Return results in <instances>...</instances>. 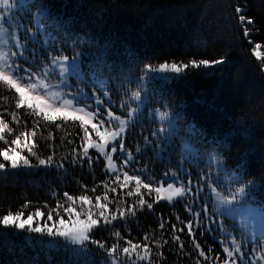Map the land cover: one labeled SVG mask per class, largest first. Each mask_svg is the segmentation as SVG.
<instances>
[{"label": "trees", "instance_id": "16d2710c", "mask_svg": "<svg viewBox=\"0 0 264 264\" xmlns=\"http://www.w3.org/2000/svg\"><path fill=\"white\" fill-rule=\"evenodd\" d=\"M27 3L46 7L44 23L53 34L50 42L55 48L51 54L57 55L62 51L68 57L81 56L93 73L106 76L112 100L124 97L131 103V92L138 89L134 85L141 82L148 64L157 65L165 61L187 63L192 59L211 61L223 57V64L196 69L189 67L171 82L155 80L149 84L147 104L155 111L170 113L177 123L171 142L161 153H168L170 158H158L156 143L150 139L154 132L155 114L151 121L146 117L147 126L142 125L141 117L131 122L125 134V147L134 156L129 164L132 166L136 162L127 172L157 178L169 171L166 168L176 169L184 154L179 144L187 140L198 148L201 145L203 149V154L197 158L190 155V159H194L191 165L183 159L192 181L198 179L194 178L197 165H201L200 170H206L203 166L206 164L204 154L214 152L224 166L222 172L225 171L224 175L229 177L228 183L236 187L244 186L249 198L264 208V72L260 70L262 61L252 54L254 46L260 44L259 51L264 57V0H27ZM237 7L242 9L240 14L254 22L244 25L251 29L247 38L236 12ZM38 11V7H32L30 10L25 8L23 13L29 15ZM169 48L173 50L167 51ZM4 92L5 88L0 86V116L15 132L31 129L33 117L26 115L23 108L15 109V101L5 99ZM12 111H17L20 116L19 125L12 122L9 114ZM58 123L61 124L59 128L41 124L35 143L36 151L42 158L55 153L54 158L64 164L63 168L54 164L11 169L8 162L0 157V163L6 164V171L0 172V217L9 210L15 213L28 203L24 217L40 208L45 213L44 217H40L44 222L48 212L44 205L54 208L57 200H65L64 193L88 195L93 204L97 196L105 193L102 182L110 177L97 154L89 151L93 157L91 166L87 159L82 163L72 161V149L79 150L81 145L79 124L71 121ZM48 131L52 132L53 139H42L47 137ZM15 132L12 136L4 135L10 141ZM69 140L73 143L69 144ZM49 144L52 148L48 147ZM9 147L15 148V145L0 141V149ZM21 154L28 156L26 150ZM142 156L149 163L144 173ZM29 159L33 165L37 164L34 157ZM109 187L117 189L115 193L107 192L109 199L118 202L123 195L126 203L122 207L135 203L137 197L127 196L129 189H121L115 183H110ZM202 189L199 201L187 197L174 201L172 205L154 203L151 211L144 207L137 211L135 217L102 225L94 230L93 238L103 240L107 246L112 243L126 246L123 240L118 241L113 236V231H119L124 239L141 244L147 233L152 240L160 238L161 243L168 241L160 249L149 241L153 253H163V258L152 257L153 264H196L197 260L201 264H209L198 255L187 228L175 233L184 243L183 252L179 243L172 241V225L179 229L189 219L194 224L203 220L201 209L204 205H207L209 217L217 218L206 189ZM141 192L145 200L153 201L145 195L144 189ZM186 204H190L195 212H201V217H193L187 212ZM84 207L88 208V205ZM116 207V202L110 204L109 211H114ZM76 208L79 209V202ZM60 212L64 218L63 209ZM178 216L183 223L177 221ZM56 220L53 213V220L48 222ZM162 221L167 223L160 229ZM205 223L216 231L205 230L201 236ZM205 223L195 229V239L206 254L211 248L213 257L219 254L225 258L221 247L225 236L219 232V224L214 228L211 219L205 220ZM40 239L49 240L46 237L33 240L26 232L0 226V264H110L107 254L95 245L87 246L86 255H75L62 244L47 247L36 242ZM213 264L220 262L214 260Z\"/></svg>", "mask_w": 264, "mask_h": 264}, {"label": "snow or ice", "instance_id": "6c2138e0", "mask_svg": "<svg viewBox=\"0 0 264 264\" xmlns=\"http://www.w3.org/2000/svg\"><path fill=\"white\" fill-rule=\"evenodd\" d=\"M32 7H38L39 11L35 15L34 23L39 30L42 27V19L47 16L46 7L44 5H30L27 0H0V86L6 88L9 91H14L16 94L15 109H25V114L33 117V124L31 129L25 131H18L9 126L8 122H5L2 116H0V141H3L6 145H15V148L9 147L7 149H0V157L3 161L8 162V167L11 169H18L21 167H34L44 166L49 167L57 165L59 168H63L64 164L56 161L55 153L48 155L46 158H42L36 151L37 144L35 143V137L40 132V125H55V127H61L58 121H62L67 124L71 121L73 124L79 123V127L82 133L80 137L81 145L79 150L73 148L71 152L72 161L83 162L87 159L88 165L91 166L93 157L90 155L89 150L95 149L97 153L104 158L105 171L109 174L110 179L105 180L102 183L105 187V193L103 196H97L96 203L93 204L91 198L88 195L72 196L68 193H64L65 200L63 202L57 200L54 208H49L47 204L44 205L48 208L47 219L43 223L36 220L38 217H44L45 213L37 208L35 211H31L24 217V210L29 207L28 203H25L23 207L13 213L11 210L6 215L0 217V226L3 228H12L17 232H27L32 236L33 240L36 237H48L49 240L45 241L40 239L36 242L43 244L47 247H55L59 241L64 242V246L67 250L72 251L73 254L79 255L81 253L87 254V246L95 245L97 248L103 250L109 258L110 264H153L152 257L159 256L163 258L162 252L153 253V248L150 247L149 241L156 249H160L164 244H167V240L157 238L152 240L150 235L145 233L143 240L144 243H134L131 239H124L119 231H113V236L119 241L123 240L124 245L120 243H112L111 246H107L103 240H97L93 238L94 230L100 228L102 225H112L114 221L126 220L129 216L135 217L138 210H143L147 207L149 211L152 210L154 203L160 200H166L172 203L176 198L194 197L198 195V192L194 191L195 186L192 183L191 178L188 180V186H185L176 178V172L165 173V180L157 183L153 177L142 176L141 174H129L125 169L129 163L134 160V156L130 151H126L124 144V134L126 133L130 122L135 114L141 110V107L148 102L147 96L142 97L140 89L133 90L130 95V100L135 103V107L132 106L127 100L121 103V108L127 105V118H123L121 115L115 114L110 108H104L103 112L106 115L101 116V108L99 107L104 103L101 99L96 98V109L93 110L92 106L87 103V97H84L82 101L80 96L83 93L77 95H71L61 90L60 86L67 85L69 71L71 74H76V59L78 54L72 57L71 63H69V57L63 53L53 55L48 54L47 59L51 64H45L42 69L36 71L32 70V63L28 61L25 52L28 51L26 42H22V38L17 35L19 29L23 26L18 20H16L15 13L22 9H31ZM237 14H239V20L242 24L244 36L247 38L250 35L251 29L244 25L253 24V20L246 18L240 14L242 9L237 7ZM32 23V21H29ZM26 33L25 41L31 39L35 43V34L31 33L30 28H24ZM251 43V40H249ZM260 44H256L252 49V54L258 61H262L261 71L264 72V57H262L259 49ZM23 61V63H21ZM225 63L223 57L216 60H189L185 62L177 61H165L158 65L148 64L144 68L146 74H152L148 76L149 79H167L169 76H179L185 72V69L191 67L193 69L200 67H210L213 65H220ZM24 64H28L25 67ZM59 72V83L52 84L50 77ZM145 77H141L143 80ZM95 95V93H93ZM104 95L107 96L108 92L105 91ZM7 99V98H5ZM158 117L161 121L168 118L166 111L160 112L157 110ZM12 118V122L17 125L21 123L20 116L17 111L9 113ZM169 126L172 124L169 122ZM91 131H90V130ZM47 130V129H45ZM15 132L14 138L10 141L4 135L7 133L12 136ZM165 128L161 127L158 132L152 133L153 137L159 134H163ZM95 134L94 139L92 134ZM171 134V133H170ZM23 137V140L21 139ZM42 139L51 140L53 134L48 131L47 137ZM147 141V137L145 138ZM69 144L73 141L69 140ZM118 145V146H117ZM52 148V145H48ZM19 149V150H17ZM27 151L28 156H24L21 153ZM119 150L122 155V160L119 164L114 161L113 156ZM140 151L139 147L136 149ZM29 157H34L37 161L36 165L30 162ZM162 158V157H158ZM64 159V157H61ZM6 171V164L0 163V172ZM121 176L123 179L121 180ZM201 180L205 177L201 176ZM134 182V187L130 188V185ZM110 183L117 184L121 189H129L127 196L137 197L134 204L124 205L123 195L120 196L119 201L109 199L107 192L111 191L115 193L117 189L115 187H109ZM215 181L209 180L207 187L212 193L219 195L217 189L213 187ZM166 184V186H165ZM141 189H145L147 194L151 197L155 194V199L152 202H148L144 198V193ZM203 189L201 188L200 191ZM96 191L95 188L92 189ZM246 195V188L244 186L238 187L235 192L230 196H223L220 199L222 205L228 206L224 208L221 215H226L232 209L230 206L241 203L240 198ZM55 196V193H53ZM101 201H104L103 203ZM79 202V211H77L76 205ZM116 202L117 207L114 211H109V205ZM87 204L88 208L85 209L84 205ZM67 205V206H65ZM60 209H63V213L69 217L70 227H57V224H64L65 221L61 215ZM185 209L193 217H201V212H195L190 204L185 205ZM203 213V220L197 221L195 224L192 219H189L187 223H183L181 218L176 217L178 222L183 223V227L177 228L175 224L172 225V241L179 243L180 250L183 252L184 243L180 237L175 233L177 231L183 232L184 228L188 230V236L192 237V244L195 247L198 255L203 257L209 264H213V261H219L220 264H264V237L260 241H254L252 243L253 256L245 258L244 248L241 242L235 237H231L228 243L224 240H229L230 234L224 237L221 241L222 251L225 258H221L219 254L215 257L211 255L212 249H208V253L201 248V245L195 239V229L200 227L201 223H205V220L210 221L207 205H204L201 209ZM53 213L56 214L57 220L49 226L48 221L53 220ZM75 215V219L73 216ZM35 223V226H33ZM167 221H162L159 225L160 229L165 227ZM205 230L216 231V229H210L208 224L205 223V227L201 229L200 235L205 234ZM219 232H225V229L221 227ZM58 238V239H57ZM29 241H26L28 243ZM75 246V247H68ZM107 264V262H106ZM196 264H201L200 260L196 261Z\"/></svg>", "mask_w": 264, "mask_h": 264}, {"label": "rangeland", "instance_id": "374dc122", "mask_svg": "<svg viewBox=\"0 0 264 264\" xmlns=\"http://www.w3.org/2000/svg\"><path fill=\"white\" fill-rule=\"evenodd\" d=\"M25 9L20 10L19 12L15 13L16 20L20 22V24L23 26L21 29L18 30L17 35H19L22 38V42H26V47L28 48V51L25 52V56H27L28 61L32 63V70L36 71L38 69H42L45 64L50 65V60L47 59L48 54L53 52L55 48L53 47L54 44L50 42V39L53 37V34H51L50 29L46 28V24L44 23V18L42 19V27L38 30L34 23V18L37 13H23ZM29 21H32V23H29ZM24 28H30L31 33L35 34V43L31 41V39H28L25 41L26 33L24 31ZM59 49V46H56ZM173 50L172 48L167 49V51ZM60 51V50H59ZM62 53V51H60ZM64 53V52H63ZM72 57H69V63H71ZM23 63V61H21ZM76 74H71V70L69 71L68 75V82L67 85H61L60 88L63 92L69 93L71 95H77L79 93H83V95L80 96V99L83 101L84 97L86 96L87 103L92 106V109L95 110L97 105L95 104V99L99 98L102 103L99 107L101 108V116L106 115V113L103 112L104 108H110L112 109L115 114L121 115L123 118H127V105H125L124 108H121V103L125 101V98H118L117 100H112V96L110 94V90L107 86L108 80L106 79V76L100 77L99 74L93 73L92 70H90L85 64L86 62L83 60L81 56H77L76 59ZM25 67H28V64H24ZM152 74H146L143 72L142 76L145 77L143 80L141 79V82L136 83L134 85L135 87H138V89H142V97L146 96V93L148 92L147 88L149 87L150 83H153L155 80H161L164 82H171L178 78V76H169L167 79L157 78V79H149L147 78ZM60 77L59 72L57 70L56 73H54L50 77V82L52 84L59 83ZM107 91L108 95L105 96L104 92ZM6 94L5 98L8 100H14L16 99V94L14 91H9L5 88ZM95 93V95H93ZM123 95H125L123 93ZM148 98V97H147ZM133 107H135V103L131 101ZM155 114L154 119L152 118V115ZM168 118L164 121H161L158 117L157 111L153 109L152 106L148 105L147 103L144 104L141 107V110L138 111L135 116L133 117L131 122H134L135 119H142V125L147 126L146 122L144 121L146 117H148V121L152 120L154 121V131L158 132V130L161 127L165 128V132L163 134H159L156 137H153V135H150V139L154 140L156 143V147L158 148L157 154L159 157H164L167 160L170 158L168 153H165L162 155L161 153L167 149L166 144L170 143L173 137V134L176 132L177 123L175 122V118L173 115L168 113ZM130 122V124H131ZM169 122H171L172 126H169ZM78 123V122H77ZM79 124V123H78ZM129 124V125H130ZM90 130V129H89ZM91 131V130H90ZM127 133V131H126ZM125 133V134H126ZM171 133V134H170ZM124 134V138H125ZM93 138L98 139L95 137V134L93 133ZM146 143L149 141H145ZM118 146V145H117ZM126 151L127 147H125ZM179 149L183 150L184 154L181 157V164H178V166L175 168H166L169 171H166L168 173L176 172V178L182 182L185 186H188V180H189V174L187 172L186 161H183L185 158L187 161H189V164L191 165L192 162H194V159H190V155L193 157H199V155L203 154V151L201 152L202 147L199 145V148L194 145L190 141H181L179 144ZM89 151L94 152L98 155V157L103 161L104 170H105V161L102 156H100L99 153L95 151V149H90ZM206 161V164L203 165L206 167V170H200L201 165L196 166V174L194 175V178L198 177V179H194L192 181L193 185L195 186L194 191L198 192L197 196L192 197L193 200L199 201L201 198V195L203 194L202 191H200L201 188H205L207 191V196L210 200V203L212 207L214 208L215 215L217 216L216 219L211 218V221L213 222L214 228H216L217 224H219L220 228L223 227L225 229V232L221 233L222 236H226L227 234H230L229 240H225V243H228L230 241L231 237H235L237 240H239L242 244V246H246L244 248L245 252V258L247 260L248 257L253 256L252 251V243L254 241H260L262 237H264V208H261L258 204L254 203L252 199L249 198V192L246 191V195L241 197V203L234 204L231 207V211L228 212L226 215H221V212L224 211L225 205H222L220 203V199L223 196H230L235 190L238 188L234 186L232 183H228L229 177H226L225 171L222 172L224 169V166L222 162L220 161L219 157L214 152H209V154H204ZM122 155L120 154L119 150L116 154H114L113 159L114 161L119 164L122 160ZM199 162V160H198ZM131 163V162H130ZM136 163V162H135ZM132 164L133 165H135ZM141 163V161H140ZM149 165L145 157L142 156V172H147L145 170V167ZM132 166L130 164L125 169L127 171ZM195 166V165H193ZM28 168V167H27ZM180 171V172H179ZM163 172L160 175L157 176V178L153 177L155 181L159 184V182L165 180V173ZM182 173V175L180 174ZM147 176V175H146ZM204 176L205 179L201 180L200 177ZM123 177L121 176V180ZM211 181H215L213 184V187L217 189V192L219 195H216L215 193H212L211 190L207 187V184ZM134 182L130 185L131 187H134ZM166 186V184H165ZM145 190V189H144ZM145 195L149 199H155V194H153L151 197L147 194V191L145 190ZM185 198H176L174 201L180 199H186ZM169 203L166 200H160L159 202L166 203L168 205H172L174 203ZM207 202V201H205ZM87 209V208H85ZM79 211V209H77ZM26 218V217H25ZM65 223L64 224H57V227H70L69 217L65 215L63 218ZM73 219H75V215L73 216ZM36 220L40 223H43L41 221L40 217L36 218ZM49 226L53 224V222H48ZM33 226H35V223H33ZM26 235L31 237L27 232ZM46 237V236H45ZM48 238V237H46ZM58 239V238H57ZM59 244L64 245L63 241H59ZM57 243V244H58ZM56 247V246H55Z\"/></svg>", "mask_w": 264, "mask_h": 264}, {"label": "bare ground", "instance_id": "6f19581e", "mask_svg": "<svg viewBox=\"0 0 264 264\" xmlns=\"http://www.w3.org/2000/svg\"><path fill=\"white\" fill-rule=\"evenodd\" d=\"M187 51V50H186ZM158 65V64H157ZM129 85V84H128Z\"/></svg>", "mask_w": 264, "mask_h": 264}]
</instances>
